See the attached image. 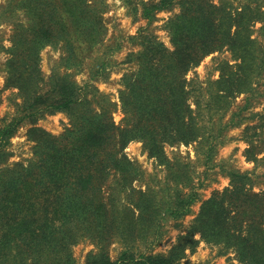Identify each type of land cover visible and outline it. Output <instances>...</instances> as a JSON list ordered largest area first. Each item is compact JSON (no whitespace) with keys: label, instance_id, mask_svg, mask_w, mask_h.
<instances>
[{"label":"trees","instance_id":"1","mask_svg":"<svg viewBox=\"0 0 264 264\" xmlns=\"http://www.w3.org/2000/svg\"><path fill=\"white\" fill-rule=\"evenodd\" d=\"M174 2L142 1V14L151 17ZM21 3L28 20L17 23L12 36L15 47L8 61V84L20 81L14 85L26 96L25 112L0 127V149L26 116L65 110L74 117V128L61 137L39 127L30 128L40 156L24 168L18 165L15 169H0V264H74L71 246L76 238L109 235L123 222L117 214L119 208H111L113 205L105 199L104 185L111 174L119 176L123 189L136 179V164L121 152L128 142L143 140L149 154L166 163L167 143L189 144L203 136L197 119L203 100L197 98V109L189 101L191 89L186 74L190 68L224 46L239 60L235 66L227 61L220 65V76L213 81L216 89L204 100V108L212 109L211 100L217 109L226 107L232 95L254 89L253 80L262 71L264 49L252 36L250 26L264 20L262 0H247L240 9L212 0H181V12L167 24L174 49L169 50L155 36H143L142 48L133 53L137 69L124 76L120 91L126 114L123 126L114 122L112 102L105 95L94 88L88 96L86 86L78 85L68 73L55 71L50 76V88L44 90L45 77L37 64L44 44L62 41L70 62L82 59L84 51L86 54L101 41L103 19L96 3ZM79 40L84 43L83 50H79ZM94 100L99 108L91 106ZM36 119L33 117V121ZM226 125L216 131H211L212 126H202L209 131L204 134L212 142L205 150L208 160L215 154L213 140L222 135ZM256 148L254 144L248 147L249 159L255 157ZM229 175L230 186L216 190L202 203L190 228L178 236L167 254L136 256L125 250L112 259L106 250H100L90 253L84 264H189L181 263V259L186 249L193 250L198 244L196 232L205 240L234 247L240 264H264V190L254 191L248 186V172L232 170ZM138 193L131 211L138 208L141 217L146 215L148 225L153 226L163 214L174 218L188 214L197 195L194 189L167 199L151 190ZM158 228L159 223L155 233Z\"/></svg>","mask_w":264,"mask_h":264},{"label":"rangeland","instance_id":"2","mask_svg":"<svg viewBox=\"0 0 264 264\" xmlns=\"http://www.w3.org/2000/svg\"><path fill=\"white\" fill-rule=\"evenodd\" d=\"M21 1L0 0V127L16 114L25 112V94L14 85L20 81L17 79L8 84V61L15 47L12 36L16 24H24L28 20ZM91 1L96 3L102 14L101 41L86 54L84 51L82 59L77 58L70 62L66 60L67 50L62 41L42 45L37 59L41 75L45 77L42 86L44 90L50 88V76L55 71L68 73L78 85L86 86L88 96H92L91 91L94 88L105 95L112 102L111 115L114 122L123 126L126 114L122 108L120 91L124 88V76L137 69L133 53L142 48L143 36H155L169 50L174 49L167 24L181 12L182 3L181 0H175L171 7L156 10L153 16L147 17L142 14V1L151 3L158 0H134L133 3L126 0ZM212 1L240 9L247 0ZM261 5L264 11V0ZM250 30L264 49V20L252 23ZM79 44V50H83L84 43L79 40ZM225 61L232 66L239 62L227 46L206 55L186 74L191 89L189 101L192 108H198L197 98L203 100L201 115L199 112L197 114L198 125L212 126L211 131H216L227 124L222 135L213 140L216 143L214 156L208 160L205 155L211 139L207 138L208 134H204L209 131L202 126L203 136L196 141L189 144L167 143L164 146L166 163L150 155L143 140L134 139L128 142L121 152L136 164V179L123 189L118 180L119 176L111 174L104 185L105 199L109 205H113L111 208H119L117 214L122 217L120 219L123 222L109 235L85 234L76 238L71 246L74 264H84L90 253L100 250H106L112 259H117L125 250L136 256L141 253L167 254L177 242L178 236L185 234L190 228L202 203L216 190L221 191L230 186L229 171L248 172V186L254 191L264 190V63L261 73L253 80L252 91L232 95L228 98L229 104L226 107L217 109V104L211 100L212 109L204 108V100L216 89L213 81L219 78L220 65ZM97 102L94 100L91 106L99 108ZM32 116L37 119L33 121ZM32 116H26L8 143L2 145L1 170L15 169L18 165L24 168L40 156L37 139L30 134V128L39 127L55 137H61L67 129L74 128V117L65 110L46 111ZM250 144L257 146L256 155L251 159L247 157ZM258 149L261 151L257 152ZM177 173L181 176L178 177ZM192 189L197 192L196 201L190 212L182 217L174 218L163 214L153 226L148 225L146 215L141 217L142 212L138 208L131 211L135 207L133 201L139 196L138 190L155 191L159 198L167 199L177 192L188 193ZM138 217L140 222L136 223ZM158 223V232L155 233ZM194 238L198 240V244L193 250L186 249L181 263L240 264L234 247L227 246L224 242L205 240L199 232L194 234Z\"/></svg>","mask_w":264,"mask_h":264}]
</instances>
